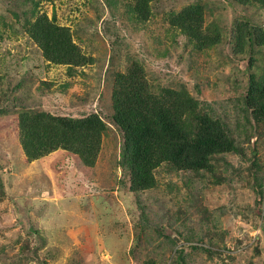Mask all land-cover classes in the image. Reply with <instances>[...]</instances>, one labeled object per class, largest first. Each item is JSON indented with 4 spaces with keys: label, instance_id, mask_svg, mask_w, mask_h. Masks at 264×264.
I'll return each mask as SVG.
<instances>
[{
    "label": "rangeland",
    "instance_id": "rangeland-1",
    "mask_svg": "<svg viewBox=\"0 0 264 264\" xmlns=\"http://www.w3.org/2000/svg\"><path fill=\"white\" fill-rule=\"evenodd\" d=\"M42 16L68 28L85 63L44 57L29 34ZM179 16L197 37L174 24ZM245 21L264 29V6L0 0V264H264V122L244 100L250 72L264 78V46L236 43ZM134 65L152 91L196 99L235 150L199 171L161 163L152 186L131 191L112 93L116 74ZM26 110L96 113L105 126L95 157L58 147L28 158L19 128Z\"/></svg>",
    "mask_w": 264,
    "mask_h": 264
},
{
    "label": "trees",
    "instance_id": "trees-1",
    "mask_svg": "<svg viewBox=\"0 0 264 264\" xmlns=\"http://www.w3.org/2000/svg\"><path fill=\"white\" fill-rule=\"evenodd\" d=\"M239 1L264 6V0ZM190 13L192 19H198L197 9ZM173 20L178 26L188 24L191 35L198 36L193 23H184L187 17L183 23L178 22L180 16ZM29 34L50 61L81 64L87 60L72 41L68 28L51 23L46 16L32 24ZM235 39L237 44L264 46V29L245 21L236 26ZM214 42L210 39L206 44ZM244 100L253 120L264 122V78L258 80L250 72ZM112 108V120L122 133L131 191L152 186L153 171L161 163H170L177 170L199 171L211 168L213 156L235 150L218 118L199 108L198 101L181 90L152 91L139 65L116 74ZM104 126L96 113L69 117L26 110L19 115L20 142L31 159L61 147L90 162L97 153Z\"/></svg>",
    "mask_w": 264,
    "mask_h": 264
}]
</instances>
